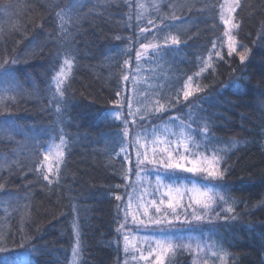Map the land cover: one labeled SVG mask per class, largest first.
Masks as SVG:
<instances>
[{
	"label": "trees",
	"instance_id": "16d2710c",
	"mask_svg": "<svg viewBox=\"0 0 264 264\" xmlns=\"http://www.w3.org/2000/svg\"><path fill=\"white\" fill-rule=\"evenodd\" d=\"M137 1L0 0V256L119 264L130 160L117 106L133 48L153 40L154 105H189L192 160L222 173L189 172L214 196L178 209L202 219L170 235L164 264H264V0H147L141 17Z\"/></svg>",
	"mask_w": 264,
	"mask_h": 264
},
{
	"label": "rangeland",
	"instance_id": "374dc122",
	"mask_svg": "<svg viewBox=\"0 0 264 264\" xmlns=\"http://www.w3.org/2000/svg\"><path fill=\"white\" fill-rule=\"evenodd\" d=\"M146 4L147 0L137 1V17L150 9ZM152 27L150 22L142 26L136 40L152 32ZM145 44L149 45L147 49L142 47ZM138 45L133 48L128 64L127 101L117 106L118 117L124 122L123 153L130 160L118 204L119 264H157L161 256L164 264L172 246L170 235L202 219L201 215L199 219L179 215L178 209L185 201L203 207L202 203H196L194 196L202 194V202L210 203L214 190L193 183L189 172L183 171L184 167L200 163L191 156L196 128H193L190 106L186 104L182 112L175 113L161 112L154 105L153 89L157 87L158 78L153 76V63L159 59L160 46L153 40ZM56 155V151H50L48 161ZM169 164L180 167H167Z\"/></svg>",
	"mask_w": 264,
	"mask_h": 264
},
{
	"label": "snow or ice",
	"instance_id": "6c2138e0",
	"mask_svg": "<svg viewBox=\"0 0 264 264\" xmlns=\"http://www.w3.org/2000/svg\"><path fill=\"white\" fill-rule=\"evenodd\" d=\"M224 23L227 27L230 24V20L225 19ZM225 35L226 36L228 35L227 31L225 32ZM171 43L175 45V44H178V41L175 38H173ZM142 47L147 49L149 47V45L145 44V45H142ZM228 48H229L230 53L235 51V48L233 47V40L231 37H229V40H228ZM247 56H248L247 51L240 53L239 60L241 61L242 64L245 62ZM138 58H139V54H138ZM185 87H186V90L184 91V99L187 100L189 98V96L191 95V89L188 88L187 85ZM45 159L47 160V159H49V157H45ZM217 165H218V161L215 158L205 159L204 161L200 162L199 164H193L191 168L184 167L183 171H187L190 173H192V172H203V173H206L207 176H209V177H216L218 174L222 175V173L218 172ZM167 167H170V168L171 167H180V165L169 164V165H167ZM201 195L202 194L198 193L196 196H194L193 199L196 201V203L198 205L202 203L204 208H209L210 205L208 202H206V201L202 202ZM116 198L120 199L119 196H117ZM171 198H172L173 202L176 201L175 198H173V197H171ZM197 219H199V217H197ZM157 255L161 256V254H159V253ZM0 264H29V261L23 254L14 252V253H10L8 255L0 256ZM157 264H163L162 256H161V261H158Z\"/></svg>",
	"mask_w": 264,
	"mask_h": 264
}]
</instances>
